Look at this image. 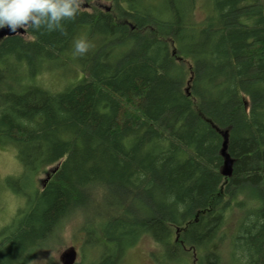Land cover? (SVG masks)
Masks as SVG:
<instances>
[{"label":"trees","instance_id":"trees-1","mask_svg":"<svg viewBox=\"0 0 264 264\" xmlns=\"http://www.w3.org/2000/svg\"><path fill=\"white\" fill-rule=\"evenodd\" d=\"M84 2L62 32L0 40V144L15 147L32 196L0 234V264H27L77 211L90 247L145 235L169 256L220 264L209 246L232 207L245 213L232 263L264 264V0ZM199 2L209 12L194 22ZM77 38L97 42L77 58L82 78L58 93L34 87ZM225 130L229 178L219 173ZM97 189L108 205L95 223Z\"/></svg>","mask_w":264,"mask_h":264},{"label":"rangeland","instance_id":"rangeland-1","mask_svg":"<svg viewBox=\"0 0 264 264\" xmlns=\"http://www.w3.org/2000/svg\"><path fill=\"white\" fill-rule=\"evenodd\" d=\"M80 2L81 8L89 6L84 0H80ZM153 4L157 9L161 6L158 0H154ZM90 5L92 8L110 9V3L107 1H92ZM86 10L89 11L90 9ZM208 12L206 5L200 2L197 3L193 21L201 22ZM90 43L91 47L82 56L69 55L66 52L67 54L62 57V60L43 65L41 71L43 75L38 76L37 81L33 82L34 87L41 86L50 93H58L81 79L82 75L75 68L78 65L77 58L79 60L80 58L85 59L97 49L96 41ZM185 66L188 68L187 64ZM52 168L53 166L42 170L35 177V188L40 189L41 182L46 179V175ZM22 173V167L16 158L15 147L8 143L0 144V234L6 231L9 232L16 227L17 216L20 212L28 209L32 196L27 182L20 180ZM91 194L96 201H100V191L98 189L93 190ZM107 205L106 201H100L89 208L87 217L94 220L95 223L99 222L104 218L103 214L107 210ZM242 208L244 207H232V210L225 216L224 223L217 234V240H214L209 246L210 251L214 252L220 264H235L232 263L231 257L234 250H231V247L229 248L228 242L236 231L240 219L245 215L241 210ZM82 216L80 211L71 213L56 231L55 237L48 241L44 248L38 249L27 261V264H62L61 256L71 248L75 251L74 264H99L98 260H101L105 251L110 261L108 264H115L116 262L117 264H193L191 251L183 250L181 259L169 256L165 250H160L151 238L145 235L137 239L128 248L126 245L122 246V249L125 248L124 250H115L112 245H108L106 250H101L97 245L90 247L83 233L84 219ZM220 237L221 239H219ZM213 261H215L214 258L209 259L210 263ZM233 262L235 261L233 260Z\"/></svg>","mask_w":264,"mask_h":264},{"label":"clouds","instance_id":"clouds-1","mask_svg":"<svg viewBox=\"0 0 264 264\" xmlns=\"http://www.w3.org/2000/svg\"><path fill=\"white\" fill-rule=\"evenodd\" d=\"M80 0H0V29L15 33L18 29L63 31L62 21L74 18ZM72 55H84L91 43L85 38L73 41Z\"/></svg>","mask_w":264,"mask_h":264},{"label":"water","instance_id":"water-1","mask_svg":"<svg viewBox=\"0 0 264 264\" xmlns=\"http://www.w3.org/2000/svg\"><path fill=\"white\" fill-rule=\"evenodd\" d=\"M24 36L25 35V29H18L17 32L12 33L9 32L8 29L5 27L3 29H0V40L6 38V37H12V36ZM222 138L221 148L219 150V156L222 159V165L220 168V175L224 178L231 177L232 174V165L233 160L230 158V156L227 153V144H228V132L225 131H218ZM62 264H74L75 261V251L71 248L61 258Z\"/></svg>","mask_w":264,"mask_h":264},{"label":"flooded vegetation","instance_id":"flooded-vegetation-1","mask_svg":"<svg viewBox=\"0 0 264 264\" xmlns=\"http://www.w3.org/2000/svg\"><path fill=\"white\" fill-rule=\"evenodd\" d=\"M64 254H65V253H64ZM64 254H63V255H64ZM63 255L61 256V258L63 257ZM61 258H60V260H61ZM61 262H62V260H61Z\"/></svg>","mask_w":264,"mask_h":264}]
</instances>
